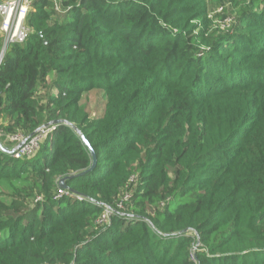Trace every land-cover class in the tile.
Instances as JSON below:
<instances>
[{
  "label": "trees",
  "instance_id": "trees-1",
  "mask_svg": "<svg viewBox=\"0 0 264 264\" xmlns=\"http://www.w3.org/2000/svg\"><path fill=\"white\" fill-rule=\"evenodd\" d=\"M209 1L35 0L0 125L49 126L32 158L0 150V182L30 185L0 198V264H264V0L228 30Z\"/></svg>",
  "mask_w": 264,
  "mask_h": 264
},
{
  "label": "built area",
  "instance_id": "built-area-1",
  "mask_svg": "<svg viewBox=\"0 0 264 264\" xmlns=\"http://www.w3.org/2000/svg\"><path fill=\"white\" fill-rule=\"evenodd\" d=\"M55 10L60 12L63 0H55ZM35 0H0V38L2 39V45L0 47V66L4 60V57L12 45H23L28 40L31 30L27 26V18L33 7ZM46 129L41 133L27 140L28 137L22 133L6 134L3 127L0 125V139H4L5 143L13 144L14 149L13 157L15 159L32 158L39 150L41 143L44 140ZM1 141V140H0ZM2 143V142H1ZM4 146V143H2ZM67 194L65 191L60 190V195ZM131 199V194L127 193L123 202L119 204V208L123 209L124 204ZM112 213L108 210L103 216V221H108L109 216Z\"/></svg>",
  "mask_w": 264,
  "mask_h": 264
},
{
  "label": "rangeland",
  "instance_id": "rangeland-1",
  "mask_svg": "<svg viewBox=\"0 0 264 264\" xmlns=\"http://www.w3.org/2000/svg\"><path fill=\"white\" fill-rule=\"evenodd\" d=\"M251 0H210V14L214 16L216 14L220 15V18L214 19L211 23L213 29H223L228 30L237 20V8L239 6H249ZM2 45V39L0 38V47ZM48 93L47 89H43L40 93L44 98V104L46 103V94ZM81 104L85 106L87 112L90 114L92 118L99 117L103 114L105 103L103 99V94L100 91H93L89 93H85L82 97ZM4 146L8 148L10 151L14 149L13 144L5 143ZM17 190H19V194L16 195L14 189L12 190L6 184L0 182V198H2L5 202H10L16 196L18 198H24L29 194V183L28 182H20L14 184ZM60 195V190H56L55 197ZM58 198V197H57ZM35 199L39 200V197H35L33 199H28V202L35 201Z\"/></svg>",
  "mask_w": 264,
  "mask_h": 264
},
{
  "label": "water",
  "instance_id": "water-1",
  "mask_svg": "<svg viewBox=\"0 0 264 264\" xmlns=\"http://www.w3.org/2000/svg\"><path fill=\"white\" fill-rule=\"evenodd\" d=\"M58 123H66V124H68L67 122H64V121H58V122H55L53 124H58ZM53 124H50V125H53ZM68 125L71 126L78 133V135L80 136V138L83 140L84 144L89 148V150H90V152H91V154L93 156V159H94V165L90 169V170H92L95 167V164H96V156H95V153H94L93 149L91 148V146H90L89 142L87 141L86 137L79 131V129L77 127H75V125H73V124H68ZM48 126H44V127L39 128L36 132H34L33 134H31L27 138V140L32 139L33 137H35L36 135H38L39 133H41L44 129H46ZM0 150L3 151V152H6L8 154H11V155L14 152V151H10L8 148H6L5 146H3V144L1 143V141H0ZM87 172H82V173L78 174L77 176L85 175ZM71 178H73V176L67 177L65 179H61L60 182H59V186L61 188H63V189H67L66 181L69 180V179H71Z\"/></svg>",
  "mask_w": 264,
  "mask_h": 264
}]
</instances>
